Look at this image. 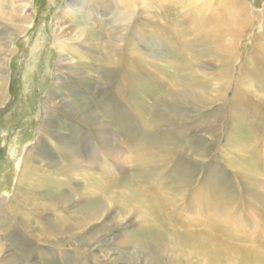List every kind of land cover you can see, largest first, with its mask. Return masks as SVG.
<instances>
[{
	"label": "rangeland",
	"instance_id": "1",
	"mask_svg": "<svg viewBox=\"0 0 264 264\" xmlns=\"http://www.w3.org/2000/svg\"><path fill=\"white\" fill-rule=\"evenodd\" d=\"M110 1L113 4L108 8ZM138 1V16L154 13L166 22L168 32L164 41L154 35L143 37L141 31L130 29L127 35L131 36V44L136 42V45L131 46L128 40L120 44L114 36L116 32L112 34L114 29H122L112 20V7L115 4L121 7L120 0H0L3 5L0 7L12 17L27 3L25 13L20 15L31 14L34 18L28 32L13 35V45L17 49L7 57L0 53V63L2 59L6 60L7 75V99L1 100L0 96V198L8 196L7 208L0 212V264H62L59 261L61 250H70L67 238L47 236L56 228L58 216L65 217L64 227L75 225V218L81 216L79 205L82 202L100 212L109 210L107 215H97L85 233L92 239L89 242L99 240L95 250L103 254L101 257L89 252L92 245L85 243V249L81 251L84 256L77 258L68 254L65 264H76L77 260L84 264H96L97 260V264H177L183 257L190 258L189 264H210L199 258L206 256L211 260L210 257L197 248L193 249L195 253L191 250L193 245L189 237L191 231L208 228L227 238L219 231L224 228L213 229L216 224L213 204L217 205L214 200L218 198L243 210L242 217L236 220L221 217L224 225L232 230L231 244L247 237L251 242L247 244L263 246L264 250V215L261 218L256 215L257 212L264 214V118L255 113L245 118L230 111L231 119L227 114L228 124L234 129L232 134H238V130L250 134L240 141V145L245 143L244 149L250 146L247 152L244 150L245 155L236 153L232 141L226 147L225 121L221 135H209L211 147L202 151L213 170H208L205 182H201L205 184L202 191L198 189L199 181L193 182V187L187 188L191 193L188 198L175 205V213L180 215L170 220L172 234L167 235L166 224L158 218L157 206L146 195L136 202L132 215L122 225L120 219L125 217L122 206L118 208L106 201L108 195L130 199L138 186L145 191L155 186L161 193H170L172 199L183 195L179 179L182 174L174 173L177 166L174 164L169 168L173 169L172 178L168 168L151 163L150 156H159L160 146L179 145L185 151V158L189 152L195 153L198 149L194 152L188 140L180 143L170 131L172 125L168 121L154 131L146 124L149 106L144 102H153L157 96L155 112L163 110L169 103L171 80L180 85L191 82L190 87L203 97L220 92L226 99L245 96L248 100L246 95H249L253 102L260 101L264 107V0ZM9 37L8 31L0 34V43ZM57 42L63 44L61 49ZM118 50L125 55L123 58L115 56ZM233 54L236 56L234 67L231 64ZM222 69H226L225 77L220 75ZM140 70L144 72L145 80H140L134 87L124 86L122 89L130 92L124 99L118 94V87L124 85L121 74L126 77ZM147 81L155 93H150ZM225 102L219 101L212 107L228 109ZM199 104L194 99L187 104V120L192 125L190 135L200 137L198 142L202 141V136H207L206 123L217 124L208 115L213 108ZM103 122L117 128L118 132L121 125L131 130V133L123 131L124 135H121L125 143L133 140L127 145L132 150L122 155V168L118 169L109 160L106 148L98 140ZM257 126L260 127L256 129ZM257 133L260 141L254 144L250 139ZM194 155L190 158L192 161L188 160L193 168L200 166L196 164L200 157ZM42 160L51 169L71 173L91 171L95 176L88 179L63 174V186L41 185L45 176L46 181L52 176L50 172H43L45 176L38 174L31 165L39 166ZM108 161L111 169L101 172V167ZM139 162L143 164L138 165ZM101 173L103 175L98 176ZM143 177L145 182H139L138 179ZM38 179L40 183H37ZM55 196L68 197L65 200L67 214L63 207H58L63 209V214H53L49 203L54 206ZM251 198L258 204H253ZM253 207H259L257 212ZM186 232L188 235H183ZM169 235L173 237L168 238ZM66 236L73 239L70 232H66ZM79 239L77 244L81 243ZM237 262H240L239 257Z\"/></svg>",
	"mask_w": 264,
	"mask_h": 264
},
{
	"label": "bare ground",
	"instance_id": "2",
	"mask_svg": "<svg viewBox=\"0 0 264 264\" xmlns=\"http://www.w3.org/2000/svg\"><path fill=\"white\" fill-rule=\"evenodd\" d=\"M99 1L102 2V1H106V0H99ZM138 2H139L138 0H120L121 7H119L117 4L114 5L115 7L114 6L112 7V8H114V10L112 11V20H113L114 23L117 24L118 27H120V25H121V28H122V29H120V28L114 29L112 31V34H114L116 32V34H114V36L119 40L120 44L122 42H127V40H128L129 41L128 44H130L131 46L132 45L135 46L136 42L133 43V44H131V42H130V37L131 36L129 37L127 35L128 31L130 29H132L134 31L135 30L141 31V36H143V37H148L149 35H154V36H157V39H159L160 41H164L163 39L166 37L165 34H166V32H168V30H166V28L168 27L166 22H162L161 19L157 18L154 13H151V14L147 13V14H143V15H139L138 16L136 14V7H138ZM111 4H113V2H111V1L108 2L107 7L110 8ZM0 5H2V4L0 3ZM26 7H27V3L21 8V10L17 11L18 13L16 12V15H13V17H12V15L8 14L5 9L0 7V28L2 27V30H0V34L3 35L5 32L7 33V31H8V35L10 36L7 41H5L4 43L2 42V44L0 43V53L2 52V54H4L5 57H7L11 52L13 53L17 49V47L15 45H13V35H19V34H23V33L28 32V30L30 28H32V26L34 24V18L32 17L31 14H28L27 16H26V14L23 15V16L20 15L21 12L23 14L25 13ZM171 11L173 12V9ZM183 18H184V15H183ZM171 30L172 29H170V31ZM133 33H135V32H133ZM126 36H127V39L125 40ZM141 36L139 35L138 39ZM138 39H136V41ZM57 44L60 46V49L63 47V44L58 43V42H57ZM186 44L187 45H191V42L189 44L186 42ZM186 44H185V46H186ZM36 46H38V45H36ZM165 47H167V45ZM182 50H183V48H182ZM172 53L173 52H171V54ZM115 56L119 57V58H123L125 55L123 53H121L120 50H118V52L115 54ZM139 56L141 57V55H139ZM233 56H232L233 58H231L232 59V63H231V59H230V63L233 64V67H234V64H235L234 62H235V59H236L235 57L236 56L234 54H233ZM5 62H6V60L2 59V62L0 63V96L2 97L1 100L6 98V96H7V90H6V87H7V75H6V71H5V69H6ZM231 67H226V69L229 70ZM226 69H222L221 74L220 73H218V74H220L222 77H225L226 76ZM232 72H233V69H232ZM252 74H253L254 77L256 76L254 71H252ZM262 76H264V73L262 74ZM145 78L146 77L144 76V72H142L141 70L138 71V72H134L133 74H130V76H126V77H123L122 74H121V78H120L121 81H122L121 83L124 84V85H121V87H118L119 85H117V87L119 88L118 94L121 95V96H124L123 98L125 99L126 94H128L130 92L128 90H126V92H125L122 88H124V86H127V88L134 87L140 80H142V79L145 80ZM173 81L174 80H171L170 81V85H168L169 88L171 86V91H170V96H169V103L165 106V108L163 110H161L159 113L155 112L156 106L158 104L157 96L153 100V102H150V101H149V103L148 102H144V104L147 107L149 106L148 119H146V122H147L146 124H148V126L150 125V127H148L149 130L154 131L160 125L165 123V121H168V122L171 123L170 125H172V127H170L171 128L170 131H172V133H173L175 138H179L180 143H182V142L186 143V140H188L189 141L188 142L189 147L193 148L194 152L196 151V149H198V151L200 152V153H196L198 151H196L195 153H190L189 152L187 158H185L184 149L181 146H179V145L177 147L172 145V146H160L161 147L160 148L161 154L159 156H154V155L150 156V159L152 160L151 163L155 162V163H158L159 165H161L163 167L168 168L169 174H170V176L172 178H173V169L169 170V168L172 165H174V164L177 166L175 171H174V173H181L182 174V177L180 176L179 179L182 182V183L181 182L180 183L183 186V190L181 191V192H183V195L180 198H174V196H173V199H172L170 193H168V192H166L164 190H163L164 192L161 193L160 190L157 187H155V186H150L149 187L150 191H145L140 186H138L136 188V190L134 191L133 195L131 196V198L127 199V200L118 198L117 196H114V195L106 196V201L110 205L111 204H115L116 207H118V208L120 206H122V208H123V210L125 212V214L123 213L125 217L120 219V223L122 225V224H124L126 218L132 215V211L135 208L136 202L141 197L146 195L147 199L157 206L158 218H159L160 221H162L164 224H166V227H167V230H168L167 231V235L173 233V223H170V220L173 221V217L176 218V217H178L180 215V214L177 215L175 213L176 212L175 209L177 208L175 205L176 204H181L184 201V199L186 197L188 198L189 194H191L190 191L187 188L189 186L193 185V182H195V181L196 182L199 181V184H201V182L204 183L205 180H206V179H204V177L208 176L207 175L208 174V170H210V169L213 170L212 167H211V164H207V160L205 158H203V155H204L203 152L204 151H202V150H204L206 148L211 147V145H210L211 144V140L209 138V135H212V136L221 135L222 125H223V122L225 121V127H226L225 145H226V147H227V144L232 141L236 153L245 155L244 150L247 152L248 149H250V146L249 147L246 146L245 149H244L243 146H244L245 143L240 145V141H243L245 139L244 138L245 135L248 136L250 134H246V132L244 134L240 130H238L239 131L238 134H232V129L233 128L230 127L229 124H228L229 119H231L229 114L236 113L237 115L244 116L246 118L249 115L253 116L254 113H255L256 116H260V117L264 118V111H262V109L264 110V107L261 106L262 103L260 101H259V103L253 102V98H251L249 95H246L248 97V100H247V98L245 96L240 97L238 99H236V96H233L232 98L228 97L226 99V97L223 96V93H220V92H216V94H214L212 96L203 97V96L199 95L197 92H195V90H193L190 87L191 85H193L191 82L190 83H186V84L181 83V85H180V83L173 84ZM147 82H148L147 88L150 91V93L151 94H152V92L155 93V90L153 89V87L149 86V81H147ZM118 84H120V83H118ZM162 84H163V82L160 85H162ZM135 94H136V92H135ZM130 95H132V94H130ZM118 97H120V96H118ZM146 97L148 99H151L149 95H147ZM120 98H122V97H120ZM192 99H194V101L200 102V104L198 106H209V107L213 108L212 105H215L219 101H226L225 103L227 104V107H228V109H226V108L225 109H223V108L222 109L213 108L212 110H210L209 114L207 113L209 116H212L213 119H215L217 124H215L214 122L209 123V124L206 123L207 125L205 127V133L207 134V136H202V138H201L202 141H199V142H198V140H199L200 137H197V136L196 137H192L190 135V131L192 129V125L189 124V120H187V111H188V108H189V106L187 104H188V101H190V100L192 101ZM252 103L256 104V105L254 106ZM126 107H127V105H126ZM129 108H131V107H129ZM87 109H89V108H87ZM230 111H231V113H230ZM227 114L229 115V119L227 117ZM248 118H250V117H248ZM117 122L119 123L120 121H119V119L116 118V123ZM163 125H165V124H163ZM173 125L176 126V127H173ZM242 125H244V124H242ZM102 126L103 127H102V130H101V134L98 136V140L100 141L102 146L106 148V155L108 156L110 161H112V162H114V164H116V167L118 169L124 167V165L122 164V162H123V160H122L123 156L122 155L124 153L130 152V150H132L127 145L129 143H131L133 140L125 143L124 142L125 140H124V138L121 135L122 134L124 135L123 131H127V132L131 133V130H128V128L126 129L123 125H121V130H120V132H118L119 130L117 131V128H111L105 122H103ZM117 127H119V124H117ZM162 127H160L159 129H161ZM242 127H244V126H242ZM253 127H254V122H252V133L254 132ZM259 127L260 126H257L256 129L259 128ZM239 128H240V126H239ZM244 130H246V129H244ZM202 131H204V130H202ZM233 132H234V129H233ZM166 134H169V133H166ZM154 136L156 137V132H155ZM253 138L254 139H250V140H254V144H255V142H259L260 141L258 133L255 136H253ZM156 140H157V137H156ZM65 143H67V142H65ZM198 144H200V145H198ZM97 145H96V147H97ZM213 145H214V140H213ZM148 146L149 145H147L146 147H148ZM138 147H140V146H138ZM228 150H229V148H228ZM194 154H196L198 157H200V159L196 160L197 161L196 164H199L200 166L199 167L196 166L195 168L191 167L192 165L189 166V161H188V160L192 161V159H190V158L191 157L193 158ZM135 156L136 155H134L133 157H135ZM137 158H138V156H137ZM110 161L107 162L108 163L107 165L104 164L105 166L101 167L102 168V170L100 169L101 172L104 173V171L106 169H111ZM41 162L42 163L39 164V166L35 165V164H32L31 167L33 168V170L38 172V174H42L44 176H45V174L43 172H50L51 176L53 177V178L52 177L49 178L48 181H46V176H45V182H42L41 185H45V183H49V184L56 185V186H59V185L63 186V182L65 181L64 180L65 177H64L63 174H66L68 177H72V178L81 177L82 176V177H86V178L89 179V178H94V176H95V174L92 173L91 171L90 172H85V173L84 172L80 173V171L79 172L78 171H74V172L71 173V172H66L63 169L62 170L61 169H54V168L51 169L45 163L46 161L44 162L42 160ZM178 162H180V164H178ZM133 163H134V161H133ZM139 164H143V163L139 162L138 165ZM144 165H146V164H144ZM263 167H264V164H263ZM103 173L99 174L98 176H102ZM217 173L218 172H216V175H217ZM137 176L140 177V174L138 175V173H137ZM58 178H61L62 180H59ZM201 180H203V181H201ZM138 181L141 182V183L145 182L144 181V177L138 179ZM40 182H41V180L38 179L37 183H40ZM234 183H235V181L233 182V184ZM204 185L205 184H201L198 187V189L200 191H202L203 188H204ZM192 187L193 186H191V188ZM242 190H245V189L243 188ZM231 193L232 192L229 191L230 197H231ZM7 197L8 196L4 195V196H2L0 198V212H5V210L7 208V203H8ZM175 197H177L176 194H175ZM191 197H192L191 199L194 198V193L191 195ZM67 199H68L67 196H65V197H63V196H55L54 200L52 201V202H54V206H52L49 203V208L53 211L54 215H58V212H59L60 215L64 213L63 209L59 210L58 207H63L65 212H66V214H67L68 205L65 206V204H66L65 200H67ZM251 202L253 204H258L257 201H255V198H251ZM214 203H217V205L213 204V206L216 208V210L214 212V214L216 215V224H215V226H213V229H215V227L224 228V229H221V230L219 229V231H220V233L225 234L227 238H225L224 236L219 234V232L210 231L208 228H204L203 230L191 231L192 236L189 237V240H190V242H192V245H193L191 250L194 252L193 249L197 248L198 250L203 252L205 255L210 257L213 262L210 259H208L206 256L203 257V258L199 257L201 260L207 261L210 264H237V263L238 264H264V250H263V246H259L258 247L256 245H254L253 243L252 244H247V242L251 243L249 241V238H247V237H246L247 240L243 239L240 242H238L236 240L233 243V245L230 242V237L232 235V230L228 226L224 225L222 218H228L229 221L236 220V218H239V216L242 217V213H243L242 208H238L235 204H230V205L227 204L223 200V198H218V200L215 199ZM173 205L175 206V208H174ZM79 207H80L79 212H80L81 216L79 215L80 217L78 216V217L75 218L76 222H77L75 225H73V226L65 225V227H64L62 222L65 221V223H66L65 217L64 216H62V217L58 216V222H57L56 228H54L53 232H51V235H48L49 233H46L48 235L47 237H50L52 235L53 236L56 235V236H64L65 238H67V243L66 244H67V246L69 247L70 250H69V252L64 250V249H62L63 251L61 250L62 254H61V258L59 259V261H62V264L66 263L68 254L76 255L77 258L80 257V256H84V254L81 251L85 249V247H84L85 243L89 244V246H90V244L92 245V246L89 247V250H88L89 252H91V253H93L95 255H98V256H101L103 254L102 253L100 255L97 252L98 250H95L96 247H98L97 243H98L99 240L95 239V241L89 242L92 239H89L86 236L85 233H86V231L89 230L90 223L92 222V220L97 215H107V213L109 211L108 208H106L105 211L100 212V210H98L94 206H91L89 203L84 204V202L80 203ZM258 208L253 207L252 209H253L254 212H257L256 209H258ZM204 212H205V210H204ZM197 213H199V212H197ZM223 213H225L226 215L222 216ZM256 215L260 216V218H261V217H263L264 214L257 212ZM244 219H245V217H244ZM244 222H245V220H244ZM227 223H229V222H227ZM121 225H120V227H121ZM40 227H41V225H40ZM144 228L145 227H142V229H144ZM66 232H70V236L73 238L72 240H71V238H69V236H66ZM183 235H188V232L183 233ZM170 237H173V236L169 235L168 238H170ZM58 238H60V237H58ZM84 238H85V240H86V238L88 240H86V242H85ZM145 238H146V241H148L149 232L147 233ZM77 239L81 240V243L77 244L76 243ZM242 241L246 242V243L244 244ZM240 243H243V244H240ZM53 246H54V244H53ZM0 248H2V245H0ZM238 257H239L240 262H237ZM234 258L236 259V261L234 260ZM97 262H98V260L96 261V264H97ZM190 262H191L190 258L183 257V258H181V260L179 262H177V264H185V263L189 264ZM79 263H81V262H79V260H77L76 264H79ZM81 264H84V263H81Z\"/></svg>",
	"mask_w": 264,
	"mask_h": 264
}]
</instances>
